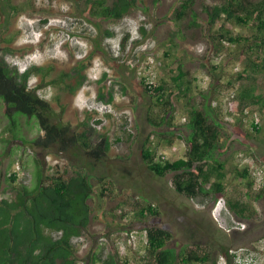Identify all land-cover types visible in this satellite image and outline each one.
<instances>
[{
    "label": "rangeland",
    "instance_id": "374dc122",
    "mask_svg": "<svg viewBox=\"0 0 264 264\" xmlns=\"http://www.w3.org/2000/svg\"><path fill=\"white\" fill-rule=\"evenodd\" d=\"M114 1L104 0L108 5ZM180 2L134 0L128 14L114 19L92 16L86 0H0V50L11 48L7 62L20 71L32 65L52 67L48 76L34 75L29 84L51 103L54 122L69 123L73 130H80L82 122L91 116L100 120L98 127L113 142L103 160H95L80 148L63 152L56 145L36 146L33 141L42 133L36 118L16 114L17 123L11 125L0 102V205L3 200H16L23 185L33 189L39 168L44 178H69L78 169L91 175L90 223L72 237L78 264H86L93 254L100 256L97 264H106L109 258L118 264H149L146 228L150 226L170 230L173 239L169 246L177 249L210 246L213 253L207 264H234L232 251L253 255V264H264V197L255 199L261 188L254 184L252 189L247 188L236 174L237 169L245 168L244 159L250 154L256 164L264 165V110L239 102L238 119H226L228 94L238 93L243 82L236 80L235 66L248 65V49L257 28L237 25L223 16L209 21L203 5H220L224 0H194L197 25L191 22V16L175 20L173 10ZM223 26L230 35L249 39L220 45ZM79 61L88 64L87 78L73 95L61 81L54 80ZM179 65L192 80V102L199 107L213 102L222 113L221 158L228 176L227 189L218 199L189 198L178 193L173 185L174 173L159 177L142 158L145 144L155 152L162 150L168 160L185 155L187 99L175 97L172 124L155 126L148 116L160 120L162 108L145 88L149 84H173L172 75ZM105 71L109 76L103 84L118 82L111 105L97 99L99 80ZM254 77L264 89V70L252 73L245 83L252 84ZM203 94H209L208 100ZM255 124L260 131L255 130ZM172 131L184 138L168 144ZM229 197H244L255 212L249 218H239L229 209ZM148 204L157 214L138 216ZM131 231L140 239L125 257L122 252L129 245L124 235ZM45 232L54 238L62 234L50 229Z\"/></svg>",
    "mask_w": 264,
    "mask_h": 264
},
{
    "label": "trees",
    "instance_id": "16d2710c",
    "mask_svg": "<svg viewBox=\"0 0 264 264\" xmlns=\"http://www.w3.org/2000/svg\"><path fill=\"white\" fill-rule=\"evenodd\" d=\"M10 3V2H9ZM134 0H115L113 4H105L104 0H86V6L95 18L120 19L134 8ZM194 0H181L174 8V19L182 20L191 16V22L197 25L198 14L193 8ZM17 11L16 5H10ZM209 21L224 17L237 25L257 28L249 47V63L238 71L236 80H242L236 98L247 106L259 105L264 110V89L258 85L256 78L252 84L245 81L252 73L264 70V0H224L220 5H203ZM219 34L218 44L239 43L248 40L247 36L230 35L223 26ZM108 34L111 32L107 31ZM11 48L5 46L0 50V102L5 107V114L11 125H16V114L36 118L42 131L33 141L36 146L49 148L56 145L60 151L67 152L81 149L95 160H103L109 155L113 142L107 132L98 127L100 120L88 116L82 122L80 130H73L69 123H57L52 119L51 103L37 93L36 87L30 86V78L40 75L45 78L50 74L51 66L32 65L24 71L11 66L7 54ZM88 64L79 61L68 70L61 71L54 81H61L67 91L75 95L84 85ZM173 73V84L166 82L159 85H145L146 91L161 106L160 120L151 114L148 121L155 126L172 124L175 110V97H185L188 118L186 127L188 134L184 138L170 132L168 144L183 137L187 143L185 155L175 160H168L159 155L146 144L142 148V158L147 168L159 177L174 173L175 190L189 198H212L222 196L226 187L228 171L226 162L221 158L223 152V119L220 108L213 102H205L202 107L192 102L190 90L192 80L187 78L189 72L179 65ZM103 72L99 80L97 99L104 104L115 103V88L118 82L109 86L103 84L108 78ZM208 100L209 94H203ZM62 111L65 110L61 104ZM257 124L255 130L260 131ZM120 137L116 139L119 141ZM157 156V157H156ZM40 169V168H39ZM37 170V182L33 189L23 185L18 190L16 200H3L0 205V264H78L72 237L81 234L90 223L91 206L88 200L92 197L93 182L91 175L82 169L75 171L69 178L63 176H45ZM236 174L252 189L253 180L247 168L237 169ZM16 180V176H12ZM105 189V188H104ZM264 197V187L254 194L255 199ZM229 209L239 218H249L255 212L244 197H229ZM147 213L157 214L151 204L141 208L138 216L146 217ZM46 229L62 232L59 237L48 236ZM147 258L149 264H207L212 258V248L196 244L185 245L179 249L169 246L173 239L170 230L150 226L146 228ZM98 254H93L86 264H97ZM106 264H118L114 258L106 260Z\"/></svg>",
    "mask_w": 264,
    "mask_h": 264
},
{
    "label": "built area",
    "instance_id": "2783aa9c",
    "mask_svg": "<svg viewBox=\"0 0 264 264\" xmlns=\"http://www.w3.org/2000/svg\"><path fill=\"white\" fill-rule=\"evenodd\" d=\"M240 69H241V65L237 64V66H235V71L238 72ZM228 97H229V102L227 104L228 113H227L226 119L228 121L233 122L235 118L238 119L239 117V111H238L239 101L236 98V93L234 91L233 92L230 91V93L228 94ZM258 122L259 120L257 119L256 123ZM159 155L165 157L162 150L159 151ZM240 156H242V154H240ZM244 161L246 162L245 168L248 169L251 175V178L253 180L254 186L259 189L262 188V186H264V165L262 166V164H256V158L252 154H250L248 157H245ZM124 236L128 239L129 247L124 249L122 253L125 257H128L130 250L132 249L133 246L137 244V241H139L140 238H138V234L135 233L134 231L126 232ZM114 239L118 240L116 235L114 236ZM232 254H233L234 264H253L254 263L255 256L253 255L244 256L234 251H232Z\"/></svg>",
    "mask_w": 264,
    "mask_h": 264
}]
</instances>
